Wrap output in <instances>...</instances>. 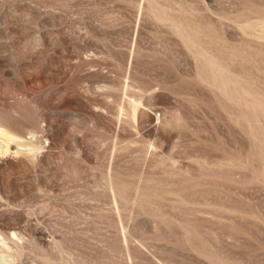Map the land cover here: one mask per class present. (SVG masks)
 <instances>
[{"label":"rangeland","instance_id":"rangeland-1","mask_svg":"<svg viewBox=\"0 0 264 264\" xmlns=\"http://www.w3.org/2000/svg\"><path fill=\"white\" fill-rule=\"evenodd\" d=\"M0 264H264V0H0Z\"/></svg>","mask_w":264,"mask_h":264}]
</instances>
